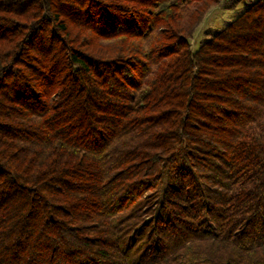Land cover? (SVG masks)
<instances>
[{
  "label": "trees",
  "instance_id": "16d2710c",
  "mask_svg": "<svg viewBox=\"0 0 264 264\" xmlns=\"http://www.w3.org/2000/svg\"><path fill=\"white\" fill-rule=\"evenodd\" d=\"M0 0V264H264V0Z\"/></svg>",
  "mask_w": 264,
  "mask_h": 264
},
{
  "label": "rangeland",
  "instance_id": "374dc122",
  "mask_svg": "<svg viewBox=\"0 0 264 264\" xmlns=\"http://www.w3.org/2000/svg\"><path fill=\"white\" fill-rule=\"evenodd\" d=\"M255 1L257 0H244L234 8H223L220 6L211 8L197 26L189 41L191 49H196L212 34L223 29Z\"/></svg>",
  "mask_w": 264,
  "mask_h": 264
}]
</instances>
